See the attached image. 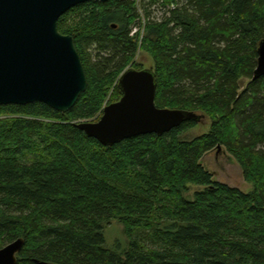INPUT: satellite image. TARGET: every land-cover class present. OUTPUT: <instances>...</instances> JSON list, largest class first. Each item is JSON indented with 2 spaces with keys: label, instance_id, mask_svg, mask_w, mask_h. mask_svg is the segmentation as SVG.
<instances>
[{
  "label": "trees",
  "instance_id": "trees-1",
  "mask_svg": "<svg viewBox=\"0 0 264 264\" xmlns=\"http://www.w3.org/2000/svg\"><path fill=\"white\" fill-rule=\"evenodd\" d=\"M139 6L91 1L58 19L87 79L70 111L0 107V249L23 239L16 264H264V76L252 80L264 0ZM150 8L161 15L151 18ZM139 50L154 64L155 106L203 115L206 134L182 139L199 124L187 121L104 147L75 127L120 99L122 72L142 70L133 64ZM218 146L249 193L202 166ZM189 185L203 189L187 199ZM114 221L124 248L105 247Z\"/></svg>",
  "mask_w": 264,
  "mask_h": 264
},
{
  "label": "water",
  "instance_id": "water-1",
  "mask_svg": "<svg viewBox=\"0 0 264 264\" xmlns=\"http://www.w3.org/2000/svg\"><path fill=\"white\" fill-rule=\"evenodd\" d=\"M91 1L109 0H0V107L43 104L62 114L74 107L87 79L73 38L58 32L57 21ZM257 56L252 80L264 76V39ZM118 88L120 99L105 105L97 121L75 125L104 147L141 135L162 136L184 122L205 119L194 112L157 108L153 69L127 68ZM22 246L19 238L1 248L0 264H16Z\"/></svg>",
  "mask_w": 264,
  "mask_h": 264
},
{
  "label": "rangeland",
  "instance_id": "rangeland-1",
  "mask_svg": "<svg viewBox=\"0 0 264 264\" xmlns=\"http://www.w3.org/2000/svg\"><path fill=\"white\" fill-rule=\"evenodd\" d=\"M140 1L141 0H135L137 7H140ZM149 10L151 12V18H156L161 15L157 8H150ZM137 30L138 27L136 28V31ZM133 64L140 69H152L154 67L150 56L140 50L137 52ZM247 84V80H241V91L245 89ZM209 127L210 121L206 118L201 123L197 124L193 129L184 134L182 139L191 140L204 135L209 131ZM201 164L212 175L213 181L224 184L230 188L237 189L242 193H249L252 190V186L244 181L242 172L236 161L223 149L213 151L205 155ZM187 187L188 190L185 193V197L187 199H192L194 193L203 189L192 185ZM103 236L106 248H113L116 244H119L123 248L126 246V238L123 234L122 226L116 221L112 222L104 229Z\"/></svg>",
  "mask_w": 264,
  "mask_h": 264
}]
</instances>
